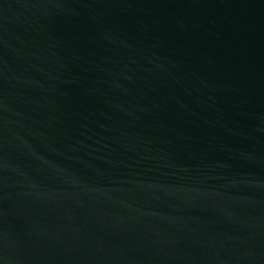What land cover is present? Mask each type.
<instances>
[{
	"label": "water",
	"instance_id": "obj_1",
	"mask_svg": "<svg viewBox=\"0 0 264 264\" xmlns=\"http://www.w3.org/2000/svg\"><path fill=\"white\" fill-rule=\"evenodd\" d=\"M0 264H264V0H0Z\"/></svg>",
	"mask_w": 264,
	"mask_h": 264
}]
</instances>
